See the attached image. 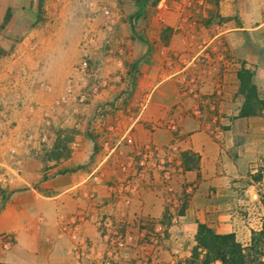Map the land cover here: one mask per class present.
Instances as JSON below:
<instances>
[{"label": "crops", "instance_id": "obj_1", "mask_svg": "<svg viewBox=\"0 0 264 264\" xmlns=\"http://www.w3.org/2000/svg\"><path fill=\"white\" fill-rule=\"evenodd\" d=\"M27 1L0 0V29ZM155 9L157 36L151 47L141 45L135 82L129 72L123 84L110 71L83 72L79 48L70 53L65 40L37 30L0 56V206L8 195L0 264H138L152 222L165 236L149 253L161 264H180L191 257L199 224L235 234L244 246L262 230L264 112L240 116L239 72L252 71L264 99V0H161ZM166 29L173 34L161 43ZM11 46L0 38V48ZM91 76L109 79L92 103L59 104L69 79L78 94ZM124 88L126 111L119 113L118 102H110ZM215 126L225 132L221 142L211 133ZM59 129L76 130L68 155L45 162L64 138ZM147 145L163 155L171 145L178 149V213L169 209L158 172L128 201L112 198V185L126 177L120 163ZM6 235L14 239L9 247Z\"/></svg>", "mask_w": 264, "mask_h": 264}, {"label": "rangeland", "instance_id": "obj_2", "mask_svg": "<svg viewBox=\"0 0 264 264\" xmlns=\"http://www.w3.org/2000/svg\"><path fill=\"white\" fill-rule=\"evenodd\" d=\"M135 10L133 3L129 0H28L26 6L21 8L18 13H11L10 21L5 28L0 29V38L10 41L12 45L8 51L0 48V56L13 52L17 44L21 43L34 30H37L42 31L43 36H56L57 39L65 40L69 45L70 53L73 49L79 48L82 51V62L87 61L88 63L87 71L101 70V73L110 71V79H116L119 84L125 83V75L129 72L130 79L128 80L132 81L133 76L136 78L140 74V55L143 53V50H140L142 42L133 38L128 24V17ZM155 15L156 9L151 7L147 18L137 22V32L149 41V45L150 39L157 36V30L152 27L151 20ZM164 31L160 34L161 43H167L173 34V30H171L166 38L163 36ZM153 49L156 47L154 46ZM134 66H137L135 72ZM103 81L107 82L109 79L91 76L84 88L85 90H83L88 91L91 87L98 86V93H100ZM125 89H120L116 94L117 97L110 102H118L119 109L116 112L119 113L126 111L122 107L125 101ZM70 102L79 104L74 100ZM110 118L114 120L112 125L115 126L118 121L115 119L116 116L111 117L110 115ZM61 131L70 132V137L76 133L74 129H59L56 131L57 135ZM44 158L42 160H45ZM119 168L121 170L120 165ZM168 194L170 209V201L175 200L173 198L175 191L173 194ZM262 198L264 203V190ZM122 199L125 200L126 198L122 197ZM175 213H178V210ZM151 224L153 229L150 230L148 236L144 237V244H147V246L145 244V253L136 259V262H141L138 264H161L159 255L149 253V251H151L152 246L160 245L165 228L160 223L152 222ZM156 226L163 227L160 234L155 233ZM116 248L118 247L116 246ZM110 261L113 262L111 259Z\"/></svg>", "mask_w": 264, "mask_h": 264}, {"label": "trees", "instance_id": "obj_3", "mask_svg": "<svg viewBox=\"0 0 264 264\" xmlns=\"http://www.w3.org/2000/svg\"><path fill=\"white\" fill-rule=\"evenodd\" d=\"M129 1L133 3L136 9L128 17V24L130 25L133 38L149 45V41L137 32V22L147 18L148 10L151 7L158 6L161 0ZM11 17L12 14L9 11L2 28H5ZM170 31L171 29H166L163 36L167 38ZM133 69L135 72L137 66H134ZM239 80L240 93L245 97V104L240 116H260L264 112V99L259 96L258 87L253 83L252 71L243 68L239 72ZM133 81L135 82V76H133ZM69 133L68 131H61L58 134V137L64 138L56 143L51 152L47 151L44 158L45 162L59 160L62 156L68 155L67 143L71 140ZM184 159L186 168L189 169V162H192V159L187 154L184 155ZM7 200L8 195L3 194V204L0 206V213ZM180 264H264V221L262 230L253 231L249 246H244L239 242L235 234H218L216 230L208 225L199 224L196 234V246L192 250L191 257Z\"/></svg>", "mask_w": 264, "mask_h": 264}, {"label": "built area", "instance_id": "obj_4", "mask_svg": "<svg viewBox=\"0 0 264 264\" xmlns=\"http://www.w3.org/2000/svg\"><path fill=\"white\" fill-rule=\"evenodd\" d=\"M80 67L83 72H86L88 68L87 61H83ZM84 90L76 94L75 85L72 79H69L66 95L60 100L59 104L68 103L71 100H74L81 105L90 104L98 94L99 87L93 86L88 91ZM46 125H51V118L49 116L46 118ZM211 133L216 140L220 142L223 141L225 132L221 127H213L211 129ZM124 137V141L127 145L133 144L131 132H128ZM177 150L176 145H171L168 147V153L163 155L159 148L147 145L137 152L136 157H131L127 161L121 163V171L126 175V177L124 179L117 180L116 183L112 185V198L119 200L124 197L126 198L125 200L128 201L127 199L129 196L136 194L139 191L140 184L145 182L150 176H154L155 172L160 173L161 184L165 190L168 193L173 194L175 191L174 176L181 169V163L175 156ZM12 153H15V151ZM16 162L19 165L21 164L20 161ZM192 191L193 187L190 186L187 194L192 193ZM170 204V210L173 213H175L176 210L179 211V205L175 202V200L170 201ZM162 231V226H156L155 233L160 234ZM4 239L8 247L14 242V239L10 235H6ZM76 250L78 251V248H76ZM104 264H113V262L107 260Z\"/></svg>", "mask_w": 264, "mask_h": 264}]
</instances>
